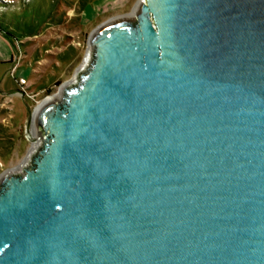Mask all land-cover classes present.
Masks as SVG:
<instances>
[{
	"label": "water",
	"instance_id": "obj_1",
	"mask_svg": "<svg viewBox=\"0 0 264 264\" xmlns=\"http://www.w3.org/2000/svg\"><path fill=\"white\" fill-rule=\"evenodd\" d=\"M60 92L0 177V264H264V0H143Z\"/></svg>",
	"mask_w": 264,
	"mask_h": 264
},
{
	"label": "rangeland",
	"instance_id": "obj_2",
	"mask_svg": "<svg viewBox=\"0 0 264 264\" xmlns=\"http://www.w3.org/2000/svg\"><path fill=\"white\" fill-rule=\"evenodd\" d=\"M139 0H0V177L32 150L39 105L60 95L83 64L91 35L133 17Z\"/></svg>",
	"mask_w": 264,
	"mask_h": 264
},
{
	"label": "bare ground",
	"instance_id": "obj_3",
	"mask_svg": "<svg viewBox=\"0 0 264 264\" xmlns=\"http://www.w3.org/2000/svg\"><path fill=\"white\" fill-rule=\"evenodd\" d=\"M141 1H143V0H139L138 3H140ZM135 12H136V8L134 9V12H133V15H132V16H134ZM84 61H85V60H84ZM69 85H72V82H70ZM60 93H61V92H60ZM58 97H59V95L48 97V98L45 100V102H43V103H47V102H51V101H55ZM39 107H40V106H39ZM39 107H38V108H39ZM38 108H37V109H38ZM33 127H34V124H33V126H32V129H31V132H30V137H29L30 140H33V139H34V141L32 142V149H33L34 144H35V141H36L35 136H34V133H33ZM12 172H13V170H12V171H8L6 174H8V173H12Z\"/></svg>",
	"mask_w": 264,
	"mask_h": 264
},
{
	"label": "trees",
	"instance_id": "obj_4",
	"mask_svg": "<svg viewBox=\"0 0 264 264\" xmlns=\"http://www.w3.org/2000/svg\"><path fill=\"white\" fill-rule=\"evenodd\" d=\"M2 30H1V27H0V33L1 34H3V36L6 38V39H10L11 38V36L8 34V33H5V32H1Z\"/></svg>",
	"mask_w": 264,
	"mask_h": 264
},
{
	"label": "crops",
	"instance_id": "obj_5",
	"mask_svg": "<svg viewBox=\"0 0 264 264\" xmlns=\"http://www.w3.org/2000/svg\"><path fill=\"white\" fill-rule=\"evenodd\" d=\"M0 46H1V48H2V49H5V46H4V45H2V43H0Z\"/></svg>",
	"mask_w": 264,
	"mask_h": 264
}]
</instances>
